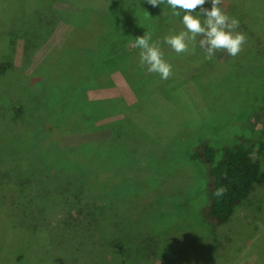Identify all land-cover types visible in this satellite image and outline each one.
Segmentation results:
<instances>
[{
    "label": "rangeland",
    "instance_id": "rangeland-1",
    "mask_svg": "<svg viewBox=\"0 0 264 264\" xmlns=\"http://www.w3.org/2000/svg\"><path fill=\"white\" fill-rule=\"evenodd\" d=\"M131 1L0 0V64H11L0 75V264H264V227L258 226L264 225V161L252 205L232 220L250 223L232 229L227 239L197 220L204 180L192 152L200 139L221 134L227 123L264 104V55L254 46L258 37L264 41V0H222L219 6L239 21L246 40L235 57L219 50L211 60L199 48L201 37L195 52L191 44L189 52L172 51L163 38L183 30L179 18L133 0L147 4L156 21L150 42H159L172 65L166 80L140 65L130 34L111 38L126 18L121 6L131 7ZM92 14V20H106L109 30L91 39ZM117 50L129 54L125 62L109 59ZM120 68L134 71L103 77ZM95 86L100 110L85 102L88 94L99 95L89 89ZM74 110L109 116L79 122L67 133L53 128ZM46 114L60 118L49 122ZM117 122L124 123L120 136L131 135L116 145L126 148L128 162L145 164L149 175L133 190L121 188L113 176L95 185L92 169L107 170L116 148L106 146L98 155L83 148L110 135L98 125ZM259 156L264 159V149ZM91 204L99 209L90 211L95 222ZM176 229L190 233L184 247L183 240L176 242L182 236L172 237Z\"/></svg>",
    "mask_w": 264,
    "mask_h": 264
},
{
    "label": "trees",
    "instance_id": "trees-1",
    "mask_svg": "<svg viewBox=\"0 0 264 264\" xmlns=\"http://www.w3.org/2000/svg\"><path fill=\"white\" fill-rule=\"evenodd\" d=\"M142 4L144 3L133 1V3H131L132 5L131 7L129 5L123 7L121 6L120 11L126 15L125 16L126 18L124 19L123 22L124 24L122 28L118 26L114 27L115 29H114V35L111 37L112 39H114L119 33H121L120 35L124 37H126L127 36L126 33H128L130 34L129 37H132L134 39L138 36H142L144 33L150 36L154 34L157 28V26L154 24V22L156 21L153 20V15L150 9L146 7L147 4L144 5L145 7H142ZM90 11L91 13H94L95 10H90ZM100 12H104V11H100ZM93 16L94 15L92 14L91 17L88 19L87 21L88 28L86 27L91 39L94 38V33H96L98 30L105 32L109 30L107 29L108 22H106V20L105 21L98 20L96 18L95 20H92ZM166 23H168V21ZM176 23L177 21L175 19L172 24L174 25V27H177L176 28L177 30L179 23L178 24ZM260 40L261 38L258 37L257 42L254 41L255 42L254 46L255 48H257L258 51H260L259 54L263 56L264 41H260ZM30 43L33 44L32 41H30L29 44ZM54 43L55 42H52V44ZM107 43H109L108 38H106L105 44L107 45ZM114 44L115 43H113L112 46H114ZM71 46L70 48H72ZM91 49L94 48L92 47ZM85 50L88 51L90 49H85ZM112 51L110 52L109 59L110 60L112 59V62L114 64L119 60L121 61V59L123 60L122 62H125V60L127 59L126 57H128L129 55L128 53H125V51L122 50H117L114 52ZM57 53L58 54L60 53L59 50L54 52V54ZM119 57H121V59H118ZM10 66H11L10 63L0 64V75H3L7 70H9ZM117 67L120 66H116L115 68ZM127 71L128 74H131L134 71V69L120 68L115 72L105 73L103 77L114 76L117 79L118 76L119 77L125 76ZM138 81H139L138 78H135L134 81L132 82V85L134 84L137 85ZM89 89L91 90V92L93 90H94L93 92H96L100 88H98V86L97 87L95 86ZM101 92L103 93L102 90ZM99 96H100V90H99V95H94V97L92 96V94H88V96L85 97L86 98L85 102L88 103L89 105L90 104L94 105L96 102H98L97 100L101 101L100 99L101 96L100 97ZM114 104L117 105V102H114ZM95 107L96 110H100L98 109L97 105ZM121 107L122 106L120 105V108ZM55 108H57V106H55ZM68 109L70 108L67 107V110ZM21 111L22 110L20 107L15 108V113L17 115H20ZM74 112L75 113L71 117V115H68L69 112L67 111L66 116H61L62 121H57V123H55L53 128L60 131L62 130L65 133H67L72 131L73 130L72 126H75L79 122L81 123L91 120L92 123H98L99 121L104 120L109 116L107 115L102 117L101 112L93 116H90V114L86 113L85 111L74 110ZM53 115L46 114L47 120H49V122L52 118L54 119L55 116ZM241 117L243 118L235 119L233 123H227V125L225 126V130L221 132V134L202 138L192 147L193 155L195 157L197 165L201 168V172H203L202 179L204 180L203 189L202 191H200L201 194L200 202L198 203V207H197V220L199 216L202 222L208 228L210 234L220 233L221 235H225L227 239L229 238V234L232 232V229L236 228L240 230L250 223L249 220L246 223V225L238 224V223L236 224L232 220L235 217V213L239 209L247 205L248 206L252 205L253 198L255 199L254 197L255 185L261 177V173H262L261 169L264 161V159H262L259 156L261 155V151L264 149V104L258 107H254L252 110H249V112L246 115H242ZM55 118L57 120L60 117L58 118L55 117ZM123 124L121 122L119 123L117 122V123L102 124L100 126L98 125L97 129H102L103 127L108 128L110 132L108 138L103 139L99 142L87 143L83 147L84 149H88L89 147L94 148L93 154L96 153L97 155L100 154L101 153L100 150L105 148L106 146L116 148L113 152V155L115 157L114 162L109 161L107 163L105 159L103 161L104 163H107L106 164L108 168L107 170L103 171V169L101 168L99 169L98 167L92 169V171L95 173V179H94L95 185H100L103 181L107 180L108 178L110 179V177L113 176L114 178L113 182L119 184L121 188L123 187L129 190H133L134 188L136 189V187L139 186L137 185V180L141 179L140 178L141 176H145L146 178H148L149 176L147 175L148 172L145 170L147 168L145 164L137 165L135 163L137 160L134 159L133 161L131 160L130 162H128L126 159L127 157V154L125 152L126 148L124 147L125 149H123L117 146L118 142L122 138L123 141L126 142L128 137H130L131 135L130 132H128L127 134L125 131L123 136H120L121 131L123 132L125 130L123 128ZM50 138L51 136L49 137V140H51ZM131 143L133 145H137L138 144L137 139L133 140ZM135 149L136 148H134L133 150L135 151ZM118 150L123 152V158L122 159L120 158V160L117 161L116 152ZM82 152L86 153L83 150ZM135 152H137V149ZM109 153L110 155L112 154L111 150ZM47 154L50 155V153ZM124 163H129V164L123 166L122 164ZM140 169L141 171H144V174L140 173ZM135 173L138 174V177L136 176L132 177V175ZM146 182L147 181L142 180V182H140V186H144V188H147ZM111 187L113 186L111 185ZM218 189H223L222 196L215 195ZM157 195L154 194V197H156ZM152 196H153V192L151 194V197ZM143 198L144 197H142L141 201H143ZM107 201L109 203V198L107 199ZM89 207H90V209L88 208L89 215H91L90 211L92 209L99 210L93 204H91ZM101 214H102L101 211L96 212L97 215L96 217L98 218ZM92 218L94 219L95 217L92 216ZM105 219L106 218H104V216L101 217L100 222ZM178 234L182 237L176 240L177 243H179L182 240L184 242L185 239L186 242L188 239H190L189 236L190 233L187 234L185 231H183V229L174 230L172 232V237H176V235ZM185 242L183 247L185 246ZM176 248L182 249L181 246Z\"/></svg>",
    "mask_w": 264,
    "mask_h": 264
},
{
    "label": "clouds",
    "instance_id": "clouds-1",
    "mask_svg": "<svg viewBox=\"0 0 264 264\" xmlns=\"http://www.w3.org/2000/svg\"><path fill=\"white\" fill-rule=\"evenodd\" d=\"M153 8L167 9L172 17L179 18L183 30L163 38L172 51L182 54L195 52L198 45L203 50L204 58L211 60L215 53L224 50L228 56L238 55L245 43V35L238 31L239 21L230 17L219 6L222 0H145ZM209 7H204V5ZM147 13V12H146ZM132 47L139 49V63L146 67L148 73L157 74L161 80H166L172 74V65L165 61L159 42L152 43L151 36L143 34L136 37ZM216 196L223 195V189H218ZM259 227L264 225L258 224Z\"/></svg>",
    "mask_w": 264,
    "mask_h": 264
}]
</instances>
